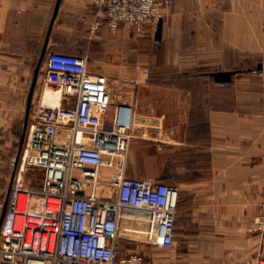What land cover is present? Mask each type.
<instances>
[{
    "label": "crops",
    "instance_id": "obj_1",
    "mask_svg": "<svg viewBox=\"0 0 264 264\" xmlns=\"http://www.w3.org/2000/svg\"><path fill=\"white\" fill-rule=\"evenodd\" d=\"M58 1L0 0L2 173L18 142L13 174L47 43L40 71L50 50L86 57L111 93L105 120L130 108L127 174L178 187L165 264H258L264 234L250 226L264 191V0H167L146 33L94 31L93 0Z\"/></svg>",
    "mask_w": 264,
    "mask_h": 264
},
{
    "label": "built area",
    "instance_id": "obj_2",
    "mask_svg": "<svg viewBox=\"0 0 264 264\" xmlns=\"http://www.w3.org/2000/svg\"><path fill=\"white\" fill-rule=\"evenodd\" d=\"M166 4L93 0L94 31L146 33ZM88 65L77 54L48 52L43 95L60 90V104H34L0 231V264H147L143 248L124 252L120 243L174 247L180 191L127 174L130 118L120 122L118 110L105 120L111 93L91 79ZM258 73L264 81V66ZM29 169L42 172L39 185L26 184ZM255 223L264 230V191Z\"/></svg>",
    "mask_w": 264,
    "mask_h": 264
},
{
    "label": "rangeland",
    "instance_id": "obj_3",
    "mask_svg": "<svg viewBox=\"0 0 264 264\" xmlns=\"http://www.w3.org/2000/svg\"><path fill=\"white\" fill-rule=\"evenodd\" d=\"M70 48V47H68ZM44 74H45V69H42V71H40V77H39V80H38V84L36 86V90H35V94H34V103H37L38 101L42 100L44 97H43V90L45 88H48L45 86L44 84ZM34 106V105H33ZM18 147H19V143H15V146H14V150H13V153H12V157H9L8 160H9V165L7 166V169H6V172L3 174V170L0 166V178L2 176H4L5 178H3V182H0V216H1V213H2V209H3V206L5 204V201H6V198H7V194H8V189H9V184H10V180H11V174H12V170H13V162H14V159H15V156L17 154V150H18ZM0 160H1V164L5 159L4 155L0 156ZM41 175H42V172H40L39 170H34V169H29L27 175H26V184H34V185H38L41 181ZM260 213V212H259ZM259 215V214H258ZM258 217V216H257ZM257 217L251 222V230H254V231H257V232H261L264 234V230H261V229H258L257 226H256V219ZM137 243L139 246V249L141 247H143L144 244H141L139 242H135ZM145 248L148 246L149 249L146 250V261H147V264H165V263H168V261H170L173 257V248L171 249H164L160 246H157V245H154V244H145Z\"/></svg>",
    "mask_w": 264,
    "mask_h": 264
},
{
    "label": "water",
    "instance_id": "obj_4",
    "mask_svg": "<svg viewBox=\"0 0 264 264\" xmlns=\"http://www.w3.org/2000/svg\"><path fill=\"white\" fill-rule=\"evenodd\" d=\"M59 4H60V0L58 1L57 9H58ZM57 9H56V11H57ZM46 49H47V43H46V45H45V47L43 49L41 59H40V61L38 63V66L36 68L35 75L33 77V82H32V85H31V89H30V92H29L28 103H27V111H26V119H25V124H24L22 140H21V143H20V148H19L17 159H16V163H15V168H14V171H13V174H12V178H11V182H10V186H9V189H8L7 199H6V202L4 204V207H3V210H2V213H1V216H0V231H1V228H2V225H3L4 218H5L6 213H7L10 193H11V190H12V186H13V182H14V179H15L16 171H17V168H18V165H19V162H20V158H21V155H22V150H23V146H24L25 139H26V134H27V129H28L30 111H31V107H32L33 99H34L36 86H37L38 80H39L40 68H41V65L43 63L44 56L46 54ZM120 110H121L120 111V119H119L120 122L128 121L129 118H130V112H131L130 108L122 107Z\"/></svg>",
    "mask_w": 264,
    "mask_h": 264
},
{
    "label": "bare ground",
    "instance_id": "obj_5",
    "mask_svg": "<svg viewBox=\"0 0 264 264\" xmlns=\"http://www.w3.org/2000/svg\"><path fill=\"white\" fill-rule=\"evenodd\" d=\"M43 99L51 106H58L60 104L61 93L58 89L46 90L43 95Z\"/></svg>",
    "mask_w": 264,
    "mask_h": 264
},
{
    "label": "trees",
    "instance_id": "obj_6",
    "mask_svg": "<svg viewBox=\"0 0 264 264\" xmlns=\"http://www.w3.org/2000/svg\"><path fill=\"white\" fill-rule=\"evenodd\" d=\"M39 184H40V183H39ZM39 184H38V185H39Z\"/></svg>",
    "mask_w": 264,
    "mask_h": 264
}]
</instances>
